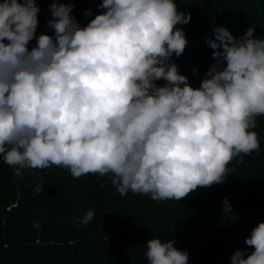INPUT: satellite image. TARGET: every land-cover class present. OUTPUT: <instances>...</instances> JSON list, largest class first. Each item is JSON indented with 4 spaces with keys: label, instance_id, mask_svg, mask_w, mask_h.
<instances>
[{
    "label": "clouds",
    "instance_id": "clouds-1",
    "mask_svg": "<svg viewBox=\"0 0 264 264\" xmlns=\"http://www.w3.org/2000/svg\"><path fill=\"white\" fill-rule=\"evenodd\" d=\"M73 7L53 0L54 36L40 34L29 51L35 0H0V157L15 175L55 165L77 179L108 175L121 196L179 201L223 183L235 157L259 152L252 129L264 115V39L253 27L238 38L212 29L205 43L216 63L193 88L170 62L188 43L175 26L191 19L173 0H102L103 13L83 27ZM175 243L148 239L147 264H188ZM243 243L254 251H234L231 264H264V222Z\"/></svg>",
    "mask_w": 264,
    "mask_h": 264
},
{
    "label": "trees",
    "instance_id": "trees-1",
    "mask_svg": "<svg viewBox=\"0 0 264 264\" xmlns=\"http://www.w3.org/2000/svg\"><path fill=\"white\" fill-rule=\"evenodd\" d=\"M52 2L35 0L38 25L29 51L40 34L54 36L47 25ZM55 2L74 5L70 15L81 27L104 11L98 7L102 0ZM173 2L191 19L175 26L184 31L188 43L170 62L193 88H199L216 63L213 49L205 43L214 27H225L236 38L253 27L254 37L264 39V0ZM86 10L91 14L85 16ZM156 83L162 86L165 81ZM256 120L252 131L258 135L259 152L235 157L223 183L198 187L179 201H154L131 191L121 196L108 175L77 179L55 165L23 169L18 177L0 157V264H147L146 244L153 238L176 241L175 248L187 251L188 264H231L234 251L246 249L250 254L254 249L243 241L264 222V115ZM224 198L234 220L223 213ZM89 209L94 210L93 219L78 225L74 218Z\"/></svg>",
    "mask_w": 264,
    "mask_h": 264
}]
</instances>
